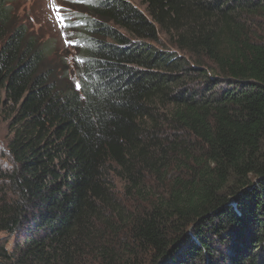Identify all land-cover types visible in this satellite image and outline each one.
<instances>
[{"label":"trees","instance_id":"16d2710c","mask_svg":"<svg viewBox=\"0 0 264 264\" xmlns=\"http://www.w3.org/2000/svg\"><path fill=\"white\" fill-rule=\"evenodd\" d=\"M140 1L75 83L0 0V264H264V0Z\"/></svg>","mask_w":264,"mask_h":264},{"label":"rangeland","instance_id":"374dc122","mask_svg":"<svg viewBox=\"0 0 264 264\" xmlns=\"http://www.w3.org/2000/svg\"><path fill=\"white\" fill-rule=\"evenodd\" d=\"M84 0H7L12 7L17 21L25 24L27 28L42 42L48 41L53 52L50 54L51 60L60 61L57 68H65V76L70 81L77 82L76 65L80 59L81 42L74 33L78 32L76 27H72L76 19L77 11H82ZM140 9L144 10V5L140 0H130ZM53 4L59 6V15L65 17L61 23L57 19V14L53 11ZM78 11V12H79ZM69 42V43H66ZM74 42V43H70ZM60 72V71H59ZM6 125L0 121V161L2 156H6L5 139ZM7 239V235L0 232V243ZM10 241V240H9ZM10 243H8L9 246Z\"/></svg>","mask_w":264,"mask_h":264},{"label":"snow or ice","instance_id":"6c2138e0","mask_svg":"<svg viewBox=\"0 0 264 264\" xmlns=\"http://www.w3.org/2000/svg\"><path fill=\"white\" fill-rule=\"evenodd\" d=\"M53 11L57 14L58 21L62 23L64 21L65 17L59 15V12H60L59 6H56L53 4ZM66 43H69V42H66ZM70 43H74V42H70ZM80 86L81 85L79 83L76 84L77 89H79Z\"/></svg>","mask_w":264,"mask_h":264}]
</instances>
